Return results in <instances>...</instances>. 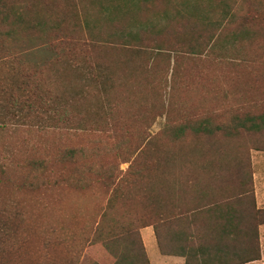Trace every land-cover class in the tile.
<instances>
[{"label":"trees","instance_id":"16d2710c","mask_svg":"<svg viewBox=\"0 0 264 264\" xmlns=\"http://www.w3.org/2000/svg\"><path fill=\"white\" fill-rule=\"evenodd\" d=\"M190 7L186 21L191 33L186 43L188 53L194 58L201 56L205 48L209 49L207 62L214 75L212 84L202 76L195 77L192 83L197 82V88H207V93L217 98L219 88L215 75L220 67L216 57L224 58V55L216 51L225 49V45L238 44L239 55L234 54L238 66L233 68L232 62L230 64L234 74L231 81L239 91H233L235 97H242L238 100L244 106L262 102L255 92L263 86L264 68L257 64H264V43L257 44L250 39V48L255 46L260 54L243 56L245 45L239 39V32L245 33L246 29L232 31L229 37H223L222 19H210L207 13L203 17L199 6ZM230 9L225 5L224 18L233 21ZM26 18L24 6L14 8L11 0H0L2 64L29 58L35 51L57 55L62 52L59 50L63 44L71 50L77 44L71 21L67 22L70 24H66V28L61 19H44L29 32L25 26ZM84 24L91 41L99 39L92 34L86 19ZM203 31L208 33L207 40L203 38ZM182 36L188 35L177 31L174 39L180 41ZM130 38L137 47H142L139 33ZM164 44L171 45L168 38L156 41L154 46L163 52ZM168 46L166 52L175 51ZM168 57L161 55L160 58L166 61L164 69L167 73ZM150 59L145 56L137 65L126 60L118 65L102 59L95 61L109 72L114 84L112 95H105L111 105L110 116L118 112L122 99L129 98L131 89L136 93L133 97L137 102V114L121 118L115 115L110 119L109 128L116 131L115 136L97 141L91 150L72 146L48 155L46 159L43 158L45 148H41L43 155L36 157L22 148L15 150L8 145L5 153L0 152L3 154L0 182L4 181L5 188H9L18 181V190L39 194L42 208L54 213L58 207L62 209L63 202L46 199L60 194L63 187L71 191H87L93 187L110 191L109 204L102 217L83 241L78 242L75 233L62 236L56 228H49V236L44 241L46 254L52 250L49 247L55 245L79 250L67 264H84L86 260H92V253L97 258L92 264H150L140 235V230L147 227L153 230L159 252L182 257L184 264L258 261V227L264 225V210L255 205L250 159L245 150L228 151L221 142L247 135L256 139L258 145L254 144L253 149L264 151V106L256 111L239 109L231 117L229 126L218 120L215 110L201 113L198 104L187 99L186 102L170 101L164 106L162 102L151 100L162 91V85L156 80L158 58ZM173 63L167 89L174 95L183 86L181 90L187 92L190 74L183 73L179 57L173 59ZM35 66L32 69L23 67L17 78L14 69L0 73V132L4 134L19 128L31 135L46 133L49 128L92 132L86 129L90 122L85 113L92 104L90 94L84 88L87 89L90 82L95 84V76L92 73L89 78L83 75L79 90L74 84L72 90L60 91L59 96L49 86L52 81L45 71V64L40 62ZM78 79L79 75L77 82ZM123 91L128 94L122 98ZM87 94L88 100L84 98ZM157 118L164 120L158 132L150 134L143 130ZM136 128L139 131L134 130ZM8 161L18 174L7 172ZM121 164H127L124 171L119 169ZM21 209L17 203L0 201V264H24L22 249L25 244L33 243L28 231L38 226L29 227L28 217ZM84 248L85 256L81 255ZM47 259L48 264H55L53 259ZM16 260L18 263L14 262Z\"/></svg>","mask_w":264,"mask_h":264},{"label":"rangeland","instance_id":"374dc122","mask_svg":"<svg viewBox=\"0 0 264 264\" xmlns=\"http://www.w3.org/2000/svg\"><path fill=\"white\" fill-rule=\"evenodd\" d=\"M225 5L231 8L229 13L231 12L234 15L233 21L229 20L230 18H224ZM11 6L14 8L24 6L27 12L25 26L26 29H29V32L34 29L38 22L44 19H51V21H59L61 19L63 27H66V24H70L67 22L71 21L72 24L70 25L74 27L77 44L73 46V50L63 44L62 49L59 50L62 52L57 55H45L35 51L29 58L9 60L4 62V64L8 62L5 65L0 61V73L5 74L6 71L9 72L14 69V72H17V78L20 76L23 67L32 69L36 67L35 65L42 62L45 64L44 67L49 80L52 81L49 86L54 88L53 90H56L59 96L62 92L72 90L74 84L76 89L79 90V86L84 81L82 76L89 78L90 73H92L95 76V84L90 82L91 85L87 89L84 88L90 94L91 98L89 99L92 104V107L88 106L89 110L85 113L90 120H88L90 123L87 124L88 128L86 129L92 132L80 130L64 132L53 130L52 128H49L46 133L32 135L21 128L4 134L0 132L1 153H5L8 145H10L15 150L22 148L26 153L29 152L38 157L43 155L41 148H45L43 158L46 159L48 155H54L58 151L72 146H80L91 150L92 146L97 144V141H103L106 137L115 136L117 134L116 131L109 128L110 119L115 115L118 118L136 115L137 102H134L136 98L133 97L136 93L131 89L129 98L122 99L118 112H114L110 116L109 109L111 105L105 95H112L111 91L114 84L109 72L105 68L99 67V64H96L95 61L100 59L116 65L122 60L137 65L145 56L149 59L158 58V64L160 65L156 71V80L160 81L162 91L151 100H155L158 103L162 102L166 106L170 101L186 102L185 100L187 99L192 104H198L199 107L197 108L201 113L215 110L218 120L227 126L230 125L229 121L233 114L239 109L244 107L248 110L256 111L260 106H264V96L261 94L264 93V80H262V88H258L255 92L256 97L260 96L262 102L244 106L243 102L238 100L242 97H235V93L239 91L234 87L231 78L234 77L233 68L238 66V62L234 59V54L239 55L238 44L233 47L231 44L228 45L229 47L225 45V49L217 47L218 51L216 53L224 55V58L216 57L217 61L219 60L220 67L215 75L216 85L219 88V91L217 90V98L210 96L207 93V88H197V82L192 83L194 78L198 76H202V79L211 84L213 83L214 75H212V68L209 67L207 62L209 49L205 48L201 56L192 58L193 56L188 53L186 46L191 34L190 27L186 23L187 18H189V8H191L190 6H199L203 11V17L207 13L210 19H222L223 37H229L232 31H240L241 28L246 29L247 32L245 33L239 32L241 36L239 39L245 45H243L244 48L242 49L243 56H246V53L251 57L258 56L260 51L255 46L250 48V39L255 40L257 44L264 43V0H11ZM65 14L67 15L66 17H64ZM85 19L92 30V34L99 37V39L95 38L94 41H91L86 32ZM177 31L181 32L182 35L188 36H182L181 40L178 41L174 39ZM134 33H139L142 47H137V43L131 40L130 37ZM202 34L203 38L207 40L208 33L203 31ZM258 36L260 37L258 38ZM166 38L169 39L171 45L164 44L165 48L163 46V49L165 50L159 52L154 45L156 41ZM166 46L171 47L175 51L166 52V50H169ZM155 54L160 56L156 57L154 56ZM161 55L169 56L168 73L164 69L166 61L160 59ZM176 57L181 60L183 73L188 72L190 74L186 83L187 85L190 84V88L187 92H183L181 90L182 86L173 95L167 89V80L169 81L171 68L174 64L173 59H176ZM191 59L194 60L192 61ZM231 62L234 65L233 68H231ZM257 67L264 68V64H257ZM77 75H79L78 82L76 81ZM232 83L233 85H231ZM116 88L117 86L115 90ZM252 93L253 90L251 95H253ZM88 94L84 97L87 100ZM127 94L128 91H123L121 97L123 98ZM163 121V118H157L148 129L143 128V130H148L150 134H155L162 128ZM134 130L139 131L138 128ZM107 143L109 144L110 142L108 141ZM221 144L228 151L230 149H235L236 152L245 150L248 154L255 205L257 209L264 210V151L253 149L254 144H257L256 139L247 135H241L238 139L230 142L222 141ZM1 153L0 160L1 157L3 158ZM8 166L9 161L6 167ZM126 168L127 164L119 166L121 171ZM7 172L18 174L11 165L8 167ZM4 183V181L0 182V201H11L19 204L23 214L28 217L29 227L38 226L37 228H30L28 231L33 237V243L25 244L22 249L21 258L24 264H48V257L53 259L55 264H67L73 256L77 255L79 250L77 248L72 250V247L66 245L60 247L55 245L54 247L50 246L49 248L52 250L50 253L48 250L46 254L47 248L44 241L49 236V228H56L58 230L57 233L62 236H69L75 233L77 241H83L94 230V223L98 222L102 217L111 197L110 191L99 187H93L87 191H71L63 187L60 194H53L52 199L49 196L46 199L47 201L60 199L63 202L62 209L58 207V211L54 213L42 208L43 206L39 203L42 201L39 194L18 190L16 188L18 181L11 184L9 188H5ZM55 209H57V206ZM150 229L152 228L150 227ZM144 236L147 244L144 240H142V243L150 264H183V262L177 263L175 261L178 260L173 259H167L165 262L158 261V259L154 260L157 254L160 255L156 248L154 236L149 239L148 231L144 232ZM258 241L260 259L250 264H264V225L258 227ZM85 249L81 252L83 256L86 253ZM83 256L81 260H83ZM91 258L92 260L88 259L84 264H92L97 259L94 253H92ZM14 262L18 263V260Z\"/></svg>","mask_w":264,"mask_h":264},{"label":"crops","instance_id":"0c3cea01","mask_svg":"<svg viewBox=\"0 0 264 264\" xmlns=\"http://www.w3.org/2000/svg\"><path fill=\"white\" fill-rule=\"evenodd\" d=\"M149 230H152V229H150V227H147V228H143V229H141L140 230V235H141V238H142V240H146V237L144 236V232L145 231H148V238L149 239H151V237H153L154 236V233H152L153 232V230L152 231H149ZM154 239H155V236L153 237ZM144 240V242H146ZM146 244H147V242H146ZM146 244H145V246H146ZM155 244H156V240H155ZM155 244H154V246H155ZM153 248H155V247H153ZM156 248H157V250H158V247H157V244H156ZM158 252H159V250H158ZM157 254V253H156ZM159 254L161 255H158L157 254V257L156 258H154V260H157L158 259V261H163V262H165V261H167V259H173V260H178V261H175V262H177V263H179V262H183V264H184V258H182V257H176V256H165V255H162L160 252H159ZM163 257V258H162ZM166 259H165V258ZM169 262H171V261H169ZM248 264H250V263H248Z\"/></svg>","mask_w":264,"mask_h":264}]
</instances>
